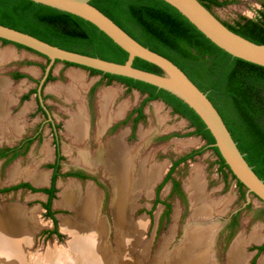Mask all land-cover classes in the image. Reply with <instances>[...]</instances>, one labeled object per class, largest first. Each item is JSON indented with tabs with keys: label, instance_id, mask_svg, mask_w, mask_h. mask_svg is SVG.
<instances>
[{
	"label": "rangeland",
	"instance_id": "1",
	"mask_svg": "<svg viewBox=\"0 0 264 264\" xmlns=\"http://www.w3.org/2000/svg\"><path fill=\"white\" fill-rule=\"evenodd\" d=\"M258 10H264V0H230L229 3L223 6L213 7L215 14L225 21H231L232 18L241 14L254 18ZM5 50L11 53V57L0 64V82L3 81L8 85V97L11 100H9V104H12L10 113L8 109L6 117L7 119L11 118L10 120L14 119L20 130L16 134L11 133V131L10 133H4V135L0 133V146L19 143L22 138L36 133L37 130H41V137L34 140L27 151L14 160L7 162L0 160V188H8V190L0 192V210L6 205L20 206L24 209L25 214L34 217L39 225L32 231L31 239L21 245V261L17 255V257L13 258L18 263L0 257V264H49V258L53 256H55L53 258L54 264H70V262L73 264H90L89 260H93V255L90 253L89 259L87 257L89 253L87 249L75 250L71 245L73 240H75L74 238L86 234L88 231L80 232L79 234L70 233L60 226V218L62 217L77 219L76 212L73 209L57 204L62 185L64 186L72 180L79 184L82 189L88 183L93 184L101 193L99 213L107 221V226L110 230L107 239V245L108 243L109 245L103 247L102 250L96 249V251L97 253H103L105 250L103 254L105 255L104 261L106 264H166V262L163 263L162 259L160 261V250L163 248L164 243L168 242V240L166 242V237L174 227L175 232L172 235V241L170 240L171 242L169 241L165 245L167 248H164L163 251L171 250L179 243L183 238L185 225L190 222L192 208L190 207L191 202L187 191V183L188 178L196 174V167L199 170L200 180L204 182L205 192L210 199L226 203L224 210L215 212L214 216L218 217V219H215V222L213 221L216 224V228L218 227L216 229L218 231H216L217 233L214 237L215 243H213L212 250L218 260V264H227L226 252L229 245L239 234L242 233L247 237L253 230L258 231L260 240L258 242L255 240L245 242L243 250L246 254L248 253L246 264H252L253 262L254 264H259V259L264 254V246L259 253L257 249L258 246L264 245V215H257L259 212H256V210L261 207L262 202L255 196H251V207L246 209L243 206L245 200L238 197L236 180L227 170L224 173L220 172L217 164V153L212 148L205 146V142L200 136L190 134V126L187 120L173 113L167 105H162L160 100L155 99L144 104V117L136 123L133 132H131V121H124V117L141 102L143 99L142 95L135 89L128 90L123 83L117 80H112L109 83L105 80L98 82L100 75H92L85 68L66 65L61 61L53 63L51 68L52 78L44 82L42 89L44 92L43 103L48 109L52 122L58 127L56 133L62 154L60 168L62 173L79 166L84 167L79 164L76 165L77 163H73L71 160V156L76 155L77 150L72 145V139L66 134V121L70 118L71 113L77 109L78 104L83 103L87 110L90 127L86 146L93 151L97 148L96 132L100 118L99 98L102 92L110 89L114 91L112 109L116 110L121 105L123 111L120 115L121 117L113 118L112 120H115L110 125L107 124L104 130L100 132L99 142L104 144L109 138L123 132V141L126 145L132 147L140 144V133H146L148 134L147 138L150 139L144 147L143 154L152 151L153 160L158 163H164V169L159 180L154 183L150 195L142 194L136 199L137 205L132 211L131 221L134 222L142 218L145 226L134 244L127 248L128 250L120 251L115 243V223L110 209L111 184L102 170L99 169L91 170L94 171L92 174L94 178L80 180L66 175L56 178V189L51 201V209L56 216L57 229L60 236L55 233H47V230L53 228V221L45 215L42 203L46 201L47 196L41 189L49 185L51 168L48 164L53 161L54 150L50 126L47 123L48 119L37 108L36 95L32 92L38 85V80L43 74L47 59L30 50L0 40V52ZM14 71L20 72L23 76L20 78L13 77L12 73ZM72 72L79 74L83 83L82 87L77 88L78 93L80 92L78 99L63 93L57 94L53 89L51 90V87L56 84L62 86L70 85L72 82L70 73ZM5 77L11 82L9 83L7 79V82L4 81ZM31 89L32 91L30 92ZM26 94H28V97L24 98ZM119 118L121 119L119 120ZM170 133H176V135L164 137ZM183 140L189 141L181 148L177 147L176 143ZM44 145L50 149V156L48 157L43 156L44 154L41 152ZM196 149H201V153L187 160V162L179 164L173 172V177L179 181L183 189L184 197L180 198L175 194H170L171 181L168 180L159 190V202L155 203L157 186L164 178L172 160ZM15 164L21 168L32 164L38 170L48 172V180L39 185L33 184L25 177L9 180L8 173ZM21 182L31 183L34 190L23 187L12 188V186ZM166 203L170 204L168 216L164 215ZM236 209L240 210L238 224L234 229L230 230L227 227V221L230 214ZM29 221L24 219L25 224H31ZM70 247L73 248H71V251L69 250ZM257 253L258 255L255 258ZM96 259H99L98 256Z\"/></svg>",
	"mask_w": 264,
	"mask_h": 264
},
{
	"label": "trees",
	"instance_id": "2",
	"mask_svg": "<svg viewBox=\"0 0 264 264\" xmlns=\"http://www.w3.org/2000/svg\"><path fill=\"white\" fill-rule=\"evenodd\" d=\"M199 1L209 9L230 2V0ZM90 3L139 43L170 59L200 90L207 91V97L218 110L239 150L246 153L244 157L247 162L253 166L255 173L264 179V66L232 57L205 37L186 17L164 0H90ZM0 23L32 34L61 48L106 60L122 63L128 55L91 22L31 0H0ZM224 24L253 42L264 43V10H258L254 18L240 16L238 20L225 21ZM2 41L9 43L4 39ZM15 45L34 52L20 44ZM46 59L48 62V58ZM63 63L77 66L69 62ZM133 66L162 73L160 67L139 57L134 58ZM80 67L89 70L92 75H100L98 82L105 80L109 83L117 80L123 83L128 90L136 89L141 94H146L138 108L142 117L144 115L141 110L147 101L161 99L172 107L174 113L186 118L189 126L194 127L190 134L202 136L208 147L214 142L213 136L206 129L200 117L187 104L169 92L129 77ZM14 76L20 78L23 75L15 72ZM51 78V73H49L46 80ZM27 97L28 94L24 95V98ZM210 148L219 157L220 170L225 168L231 173L218 149L211 146ZM199 153L201 149H196L176 159L158 185L157 195L163 184L172 179L175 167ZM54 178L55 174L51 186L41 191L48 194L44 207L46 216L53 221V228L47 230V233L60 236L57 220L51 210V201L55 192ZM172 181L174 185L170 194L177 193L183 197L179 182L174 179ZM237 183L240 188H245L241 182L237 181ZM17 187L34 190L27 182L12 186V188ZM4 190L8 188H0V192ZM157 202H159L158 196L155 199V203ZM165 205L164 215L167 216L170 204ZM257 215H264V208ZM263 246L257 247L258 253Z\"/></svg>",
	"mask_w": 264,
	"mask_h": 264
},
{
	"label": "bare ground",
	"instance_id": "3",
	"mask_svg": "<svg viewBox=\"0 0 264 264\" xmlns=\"http://www.w3.org/2000/svg\"><path fill=\"white\" fill-rule=\"evenodd\" d=\"M9 57H11L9 51H1L0 64ZM70 76L72 80L70 85L56 84L51 87V90L53 89L57 94L63 93L78 99L80 92L78 93L77 88L83 85L81 77L75 72L70 73ZM6 79L9 83L11 82L7 77L4 81ZM0 87V133L4 135V133H10L11 131V133L16 134L20 127L16 125L14 119L10 120L11 118H8V121L5 116V106L9 104L10 100L8 97L9 87L3 81L0 82ZM113 98L114 91L111 89L102 92L100 95L98 102L100 118L96 132L97 148L93 151L86 146L90 127L87 110L83 103L78 104L77 109L71 113L70 118L65 123V130L66 134L72 139V145L77 150V154L71 156L73 163L75 162L76 165L79 164L89 170H102L111 184L110 209L115 223L114 237L115 243L122 251L128 250L127 248L134 244L145 226L142 218L134 222L131 221L132 211L137 205L136 199L138 197L142 194L150 195L154 183L159 180L162 174L164 163L154 161L152 151L143 154L144 147L150 139L147 138L148 134L146 133H140V144L132 147L126 145L123 141V132L109 138L104 144L99 142L100 132L104 130L107 124L110 125L115 120H112L113 118L120 116L123 111L121 105L116 110L112 109ZM188 141H179L176 143L177 147L181 148ZM41 152L45 157L50 156V149L46 145L43 146ZM195 172V175L188 178L187 183V191L191 202L190 207L192 208L190 222L188 221L189 223L187 222L188 224L185 225L184 235L179 243L171 250L163 251L164 248H167L165 245L168 244L175 232L174 227L171 229L166 237V242L167 240L168 242L164 243L163 248L160 250V261L162 259L163 263L218 264L212 250L213 243H215L214 237L216 231H218L216 230L218 227L216 228L213 221L218 219L214 216L215 212L224 210L226 203L220 200H211L205 192L204 182L200 180L197 167ZM47 175L48 172L38 170L32 164L25 168L15 164L8 173V179L16 180L25 177L33 184L39 185L48 180ZM58 196L57 204L73 209L77 215L76 220L65 217L60 218L61 228L76 234L88 231L86 234L74 238L75 240L71 245L75 250L87 249L92 254L91 248L95 252L96 249L102 250L103 247L109 245V243L107 245V239L110 230L107 221L99 213L102 197L95 185L88 183L82 189L79 184L72 180L64 186L62 185ZM24 219L30 220L29 223L31 222V224H25ZM37 225L39 223L36 222L34 217L26 215L24 209L20 206L6 205L2 207L0 210V257L16 262L13 257L18 256L20 260V247L24 242L31 239L32 231ZM251 240L257 242L260 240L258 231L253 230L247 237L242 233L239 234L228 247L226 252L227 264H246L248 253L244 252L243 247L245 242ZM54 257L49 258V264H54ZM259 264H264V254L260 257Z\"/></svg>",
	"mask_w": 264,
	"mask_h": 264
},
{
	"label": "water",
	"instance_id": "4",
	"mask_svg": "<svg viewBox=\"0 0 264 264\" xmlns=\"http://www.w3.org/2000/svg\"><path fill=\"white\" fill-rule=\"evenodd\" d=\"M31 1L77 15L91 22L128 54L126 60L122 63L106 60L98 56L61 48L37 38L32 34L0 23L1 40H7L14 45L20 44L23 47H27L48 58V62L44 67L43 74L38 80L36 88L38 100L44 111L47 113L48 120L52 121V118L43 103L44 92L42 93V86L46 81L48 74L51 72L55 60L69 62L79 67L83 66L97 69L103 73L129 77L154 85L158 89H163L169 92L180 99L183 103L187 104L203 121L206 129L209 130L214 138V142L209 144V146L218 149L220 156L223 158L232 175H234L235 179L241 182L245 187V201L243 206L250 203L251 196H255L260 202L264 203V179L260 178L253 170V166L247 162L244 157L246 153L239 150L236 141L232 138L231 133L226 127L218 110L207 97V91L200 90L175 63L167 57L139 43L125 30L118 26L111 18L105 15L96 6L92 5L90 0ZM164 1L176 8L190 23L203 33L205 37L219 48L229 53L232 57H238L264 66V43L253 42L234 32L199 0ZM135 57H139L157 65L161 68L162 73H155L133 66V60ZM136 91L141 94L138 90ZM142 96H146V94ZM158 100L161 101L162 105H167L163 100ZM168 107L173 112L172 107ZM175 114L180 116L178 113ZM187 122L189 124L188 120ZM193 129L194 127L189 128L190 131ZM86 170L91 174L94 173V171L89 169ZM235 211H237V209L234 210V212ZM71 248L72 247L69 249L70 251ZM91 252L93 260L89 258L90 253H88L87 256L90 259V264H106L104 261V254L97 253L96 250L94 252L92 248ZM97 256L99 259H96ZM70 264L73 263L70 262Z\"/></svg>",
	"mask_w": 264,
	"mask_h": 264
},
{
	"label": "flooded vegetation",
	"instance_id": "5",
	"mask_svg": "<svg viewBox=\"0 0 264 264\" xmlns=\"http://www.w3.org/2000/svg\"><path fill=\"white\" fill-rule=\"evenodd\" d=\"M214 7V6H213ZM213 7H211L210 8V10L215 14V12L213 11ZM218 18H220L217 14H215ZM240 16H245V15H237L236 17H234V18H232V20H231V22L232 21H234V20H238L239 18H240ZM257 16V15H256ZM246 18H252V17H248V16H245ZM220 20L224 23L225 22V20H223V19H221L220 18ZM228 22H230V21H228ZM15 72L16 71H14L13 73H12V76L13 77H15L14 75H15ZM51 73V72H50ZM37 88V87H36ZM127 88V87H126ZM37 89H35V90H33L32 91V89L30 90V92L32 91V92H34L35 93V95H36V99H37V108L39 109V108H41V112L43 113V115L44 116H46L47 117V119H48V115H47V113L44 111V109L42 108V106H41V104H40V102H39V100H38V96H37V91H36ZM42 93H43V90H42ZM141 95H144V94H141ZM144 97L145 96H142V98L144 99ZM143 99L141 100V102L129 113V114H127L126 115V117H124L125 118V120L124 121H128V120H130L131 121V132H133V130H134V128H135V125H136V123L139 121V120H141V119H143V117L140 115V112H139V110H138V108L140 107V105H141V103H142V101H143ZM164 102V101H163ZM165 103V102H164ZM166 104V103H165ZM11 105L12 104H10L9 106L7 105V106H5L6 107V114H7V112H8V107H9V113H10V109H11ZM12 111V110H11ZM141 112L143 113V115H144V111H143V107H142V110H141ZM6 116V115H5ZM121 117V116H120ZM121 118H119V120H120ZM118 122V121H117ZM47 123L49 124V126H50V131H51V135H52V144H53V150H54V158H53V161L51 162V163H49L48 164V166L51 168V175H50V178H49V185L48 186H46V187H44V188H49L50 186H51V183H52V178H53V175L55 174V178H54V188L56 189V184H55V182H56V178L58 177V176H61V175H66V176H72V177H75V178H77V179H80V180H83V179H86V178H94L93 177V175L91 174V173H89L88 172V170H86V168L85 167H78V168H72V169H69L68 171H66L65 173H62V171H61V160H62V154H61V151H60V144H59V138H58V135H57V133H56V130H57V125L55 124V123H53L52 121H50V120H47ZM190 127H192V126H190ZM114 129V128H113ZM174 135H176V133H170V134H168V135H165L164 137H171V136H174ZM198 136H200V135H198ZM40 137H41V130H37V132L36 133H34V134H32V135H29V136H26V137H24V138H22L20 141H19V143H15V144H13V145H3V146H0V160H3V161H5V162H7V161H12V160H14L16 157H18V156H20L21 154H24L26 151H27V149L29 148V146L32 144V142L34 141V140H36V139H40ZM201 137V139L202 140H204V142H205V146L207 145L206 144V140L204 139V138H202V136H200ZM126 144V143H125ZM210 147V146H209ZM191 152V151H190ZM190 152H188V153H190ZM188 153H185V154H188ZM185 154H183V155H185ZM183 155H181V156H183ZM181 156H179V157H181ZM196 155H194V157H195ZM179 157H177V158H174L173 160H172V162H171V164H170V166H169V168H168V170H167V172L169 171V169H170V167H171V165H172V163L176 160V159H178ZM193 157V158H194ZM192 159V158H191ZM187 160H189V159H187ZM187 160H185V161H182V162H180L179 164H181V163H185V162H187ZM178 164V165H179ZM217 164H218V169L220 170V163H219V157H218V161H217ZM177 165V166H178ZM177 166L175 167V169L177 168ZM175 169H174V171H175ZM225 170H227V169H225V168H223L222 170H220V172H222V173H224L225 172ZM228 171V170H227ZM167 172H166V174H167ZM229 172V171H228ZM230 173V172H229ZM165 174V175H166ZM165 175H164V177H165ZM232 175V174H231ZM233 177V176H232ZM234 178V177H233ZM172 179H174V180H177L175 177H173V173H172ZM172 179H170V181H171V185H170V193L172 192V189H173V181H172ZM235 179V178H234ZM163 180V179H162ZM236 180V179H235ZM178 181V180H177ZM162 182V181H161ZM160 182V183H161ZM179 182V181H178ZM21 183H23V182H21ZM27 183H29V182H27ZM30 184V186H32V184L31 183H29ZM179 185H180V183H179ZM236 186H237V188H238V197L240 198V199H243V200H245V188H240L239 186H238V183H237V180H236ZM33 187V186H32ZM158 187V186H157ZM34 188V187H33ZM43 189V188H42ZM180 189L182 190V192H183V189L181 188V186H180ZM45 194H46V196H47V199H48V194L46 193V192H44ZM55 193V192H54ZM158 194H159V192H158ZM175 195H177V196H179L180 198H183V197H181L179 194H177V193H174ZM184 194V193H183ZM242 194L244 195L243 197H242ZM158 195H157V189H156V197H157ZM159 198V197H158ZM47 199H46V201H47ZM156 199V198H155ZM46 201H44L43 203H42V206H43V208L45 209V207H44V204L46 203ZM167 204V203H166ZM169 204V203H168ZM251 207V204L250 203H247L246 205H245V208L246 209H249ZM262 208H264V204L262 203V205H261V207L259 208V209H257L256 210V212H261V210H262ZM52 210V209H51ZM53 211V210H52ZM239 214H240V210H237V211H235V212H233V213H231L230 214V217L228 218V221H227V227L230 229V230H232V229H234L235 227H236V225L238 224V218H239ZM45 215H46V209H45ZM168 216V215H167ZM54 217H55V215H54ZM56 218V217H55Z\"/></svg>",
	"mask_w": 264,
	"mask_h": 264
}]
</instances>
